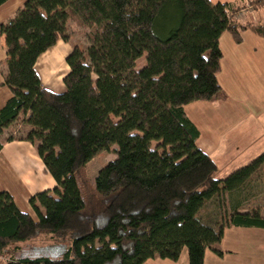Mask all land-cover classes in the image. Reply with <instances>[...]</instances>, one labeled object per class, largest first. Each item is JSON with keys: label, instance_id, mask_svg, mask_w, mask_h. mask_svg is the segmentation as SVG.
Returning a JSON list of instances; mask_svg holds the SVG:
<instances>
[{"label": "trees", "instance_id": "16d2710c", "mask_svg": "<svg viewBox=\"0 0 264 264\" xmlns=\"http://www.w3.org/2000/svg\"><path fill=\"white\" fill-rule=\"evenodd\" d=\"M240 9L210 0H27L1 25L8 67L2 85L11 97L0 109V134L30 113L22 141L37 144L56 182L30 198L34 215L0 192L6 264L179 262L184 252L188 264H205L208 250L223 255L218 246L227 228H264L260 208L240 212L255 176L264 186V151L218 178L185 111L228 100L218 81L224 33L237 44L246 31L264 37V25L237 20ZM70 20L91 30L90 45L70 52L65 91L55 93L36 65L69 41ZM114 146L116 159L92 185L88 164ZM224 197H231V214L216 228L201 213ZM33 242L49 246L23 249Z\"/></svg>", "mask_w": 264, "mask_h": 264}, {"label": "crops", "instance_id": "0c3cea01", "mask_svg": "<svg viewBox=\"0 0 264 264\" xmlns=\"http://www.w3.org/2000/svg\"><path fill=\"white\" fill-rule=\"evenodd\" d=\"M210 1L213 4L226 3L234 7H242L245 16L242 15L239 22L264 25V0L259 2L256 0ZM242 39V43L237 44L228 32L220 38L223 58L218 81L228 100L195 102L185 106L186 114L200 132V138L196 142L198 148L214 161L217 158L223 160L224 154L231 151L228 147L244 151L258 146L256 151L264 150V37L246 31L242 34ZM69 54H65L64 58H67ZM41 58L36 65V71L45 88L55 92L47 85L45 75L42 77L39 73ZM53 59L59 60L56 55L52 56ZM4 80L0 82V109L11 97L8 87L2 85ZM63 91L64 89L55 93ZM29 116L30 113L27 117ZM247 118H249V125L242 123ZM32 145L26 141H12L4 144L0 152V192L10 193L22 212L34 215L29 203L30 198L37 193L53 190L56 182L46 170L37 150L32 149ZM10 149H13L14 157L11 160L10 156L9 161L6 154ZM6 171L14 174L17 180L15 186L4 182L2 175ZM262 211L261 214L264 217ZM240 212L247 211L240 210ZM218 248L223 255L220 256L208 250L205 264H264V228L229 227L225 230ZM145 264H188V256L184 253L179 262L151 259Z\"/></svg>", "mask_w": 264, "mask_h": 264}, {"label": "rangeland", "instance_id": "374dc122", "mask_svg": "<svg viewBox=\"0 0 264 264\" xmlns=\"http://www.w3.org/2000/svg\"><path fill=\"white\" fill-rule=\"evenodd\" d=\"M26 1L27 0H10L0 7V28L2 24L7 23L10 19L15 17L19 9L23 8ZM243 9L244 8L241 7V9L235 14L237 20H239L242 15L245 14ZM90 32L91 30L89 28L81 27L77 25L73 20H70L67 28V35L69 37V41L64 42L60 40L54 49H52L47 55L41 58L38 67L39 73L42 77H44L45 75V81L46 83H48L47 85L51 87L53 91L60 92L62 89H64L65 91L63 79L68 74L69 67L66 63V58H64V55L70 53L73 48L77 46L82 49L88 48L90 45ZM58 52L59 54H57ZM55 55L58 56V61H54V59L52 60V56ZM6 59L7 47L5 45V38L4 36H2L0 31V82L5 79L8 72V67L5 63ZM145 64L146 58L144 57L140 61H138V70L143 68ZM26 118L27 116H21L20 119L16 123H14L10 128L4 130L3 133L0 134V141L5 144L10 138H13L14 141L25 140L30 130V127L26 124ZM242 123H248L249 125V118L244 120ZM248 125L246 127H248ZM203 131L206 132V130L204 129ZM257 147H251L250 149L244 151H238L237 149L233 150L231 147H228V149L231 151H228V154H224V159L221 160L220 158H217L215 160L219 168L218 178L225 177L230 172L247 164L250 160H252L254 157L258 156L262 151H264H256ZM116 148L117 147L114 146L109 151L99 153L88 164L86 171L89 181L92 185L95 183V179L99 174L100 170L107 163L116 159ZM32 149L36 151L37 144L32 145ZM7 152V158L9 159V157L11 156V160H13V149L8 150ZM2 176L4 178V182H6L8 185H16L17 180L15 179L13 173L11 174L6 171V173H3ZM241 197L243 198L241 199L243 201L241 205V211L246 210L248 212L249 210L260 208L263 210L261 211L264 214V186L259 176L254 177L250 188ZM230 199L231 197H224V200H222V198H219L208 203L201 213L202 218L205 219L204 221L207 223H211L212 226L217 228L218 225L221 224L220 221H222L224 215L226 217H229L231 214L232 209ZM244 199L246 200L244 201ZM43 246L49 245L43 243L41 244L39 242H33L24 245L23 249L26 250L32 247L36 248ZM6 261L7 257L0 258V264H6Z\"/></svg>", "mask_w": 264, "mask_h": 264}]
</instances>
